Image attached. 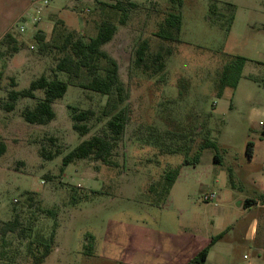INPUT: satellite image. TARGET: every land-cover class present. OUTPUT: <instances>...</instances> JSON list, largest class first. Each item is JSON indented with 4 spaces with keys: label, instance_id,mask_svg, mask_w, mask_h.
<instances>
[{
    "label": "rangeland",
    "instance_id": "rangeland-1",
    "mask_svg": "<svg viewBox=\"0 0 264 264\" xmlns=\"http://www.w3.org/2000/svg\"><path fill=\"white\" fill-rule=\"evenodd\" d=\"M56 1L50 0L51 5ZM19 2L0 0V17H8V8ZM97 2H61L58 13L47 8L35 35L50 42L60 19L89 41L106 14L97 9ZM132 2L136 7L129 11L126 25L115 18L117 33L102 48L118 63L128 93L126 130L111 166L93 159L62 166L64 156L81 141L106 130L108 118L101 115L106 96L72 82L65 97L54 103L56 118L47 125H32L22 117L26 107L43 97L42 91L36 92V99H19L13 111L6 110L11 90L28 88L42 75L55 76L60 54L42 46L35 35L10 32L15 20L0 21V143L6 145L0 156V264H35L29 244L53 233L52 253L42 264H186L202 247V239L229 225L211 264H264V253L258 257L244 240L248 221L242 220L245 215L256 218L264 233V210L237 209L240 197L256 195L248 184L254 186L263 173L264 0ZM232 6L235 19L228 30ZM172 11L182 16L178 43L155 36ZM7 33L15 42H5ZM143 41L149 44V57L170 51L157 75L135 63ZM14 46L17 53L10 52ZM239 56L247 62L237 87L226 86L219 94L225 66ZM56 76L68 81L64 73ZM71 108L96 113L87 122L88 135L73 129ZM208 133L220 148L221 164L213 162L212 149L203 151L204 166H197L186 163L184 153L162 154L155 139L149 140L162 135L173 149H192L193 157ZM250 141L256 144L253 163L246 153ZM230 169L235 171L233 183ZM170 170L178 172L177 181L166 194L162 182ZM92 190L104 195L73 203L74 194ZM206 192L216 193V200L203 201ZM15 220L18 229L3 235L2 228Z\"/></svg>",
    "mask_w": 264,
    "mask_h": 264
},
{
    "label": "trees",
    "instance_id": "trees-1",
    "mask_svg": "<svg viewBox=\"0 0 264 264\" xmlns=\"http://www.w3.org/2000/svg\"><path fill=\"white\" fill-rule=\"evenodd\" d=\"M97 4V9L100 7L102 10H106V14L97 27L96 35L91 37L89 41H84L75 32L69 31L64 21L60 19L55 23L50 42H45L44 36L40 34L35 35V40L41 43L42 46L45 48L53 47L60 54L55 66V76L50 79L42 75L40 78L33 80L28 88L11 90L8 94V103L5 107L7 111H13L19 99H36V92L42 91L43 97L38 99L33 107H26L22 112V117L25 122L32 125H47L56 118L53 104L65 97L72 82H77V86L82 89L107 97V103L101 112L102 117L108 118L106 130L101 135H94L81 141L73 150L65 155L62 160V166L65 168L76 161L87 159H93L101 162L103 165L111 166L113 152L124 135L128 121V93L123 82L120 80L118 63L102 48L111 42L117 33L115 18L119 17L118 22L120 25H126L129 11L136 7V4L132 0H115L113 4L98 1ZM234 11L235 8L232 6L233 14L229 20L228 30L235 19ZM181 29L182 16L180 13L172 11L164 19L155 36L163 42L178 43L181 37ZM4 40L10 44L11 42H15L10 33L6 34ZM148 50V42L143 41L135 52V63L145 73L152 71L153 74L157 75L164 70V59L166 56L171 55L170 51H167L166 54L161 51L149 57ZM18 51V46H14L10 50L12 53H17ZM246 62V58L239 56L231 64L225 66L221 74L219 94L226 86L237 87ZM151 64L153 65L152 68ZM58 72L66 74L68 81L59 79L56 76ZM71 110L73 129L83 137L88 135L90 128L87 122L92 120L96 116V113L93 110L82 111L77 108H71ZM167 133L168 135L172 134L173 137L175 136L172 132L168 131ZM262 134L264 136V130ZM152 138L155 139L154 146L159 148L162 154L184 153L186 155V163L198 165L201 154L207 149L214 151L213 159L215 163H222L220 148L215 141L210 139L209 133L199 144L193 157H190L192 149L188 147L173 149L172 146L164 141L162 135H157L155 138L151 136L149 140L152 141ZM5 152L6 145L0 143V156ZM246 153L249 159L253 158L254 143L252 141L247 143ZM51 158L52 156L49 157V159ZM177 173L175 170H170L163 177L162 186L164 193L168 194L176 180ZM230 177L232 180L231 175ZM151 189L154 190V186ZM90 194L85 193L82 196H79L77 193L74 194L72 196L73 203L77 204L80 201H88L91 197L104 195V192L102 190H92ZM261 201L264 202V196L261 197ZM49 213L53 215V211ZM18 225L19 222L17 220L15 222H8L2 228L3 235L15 232L18 229ZM223 236L224 233H220L212 237L207 246L197 253L187 264H205L210 249ZM54 241L55 233L48 239L39 237L35 243L31 242L29 244L35 264L44 263L52 253Z\"/></svg>",
    "mask_w": 264,
    "mask_h": 264
},
{
    "label": "crops",
    "instance_id": "crops-1",
    "mask_svg": "<svg viewBox=\"0 0 264 264\" xmlns=\"http://www.w3.org/2000/svg\"><path fill=\"white\" fill-rule=\"evenodd\" d=\"M32 1L33 0H20L19 3H16V4H18V6L15 5L13 8H12V6H11V8L10 7L8 8V10L10 9L9 16L8 17H0V21L1 22H8V21L16 20L20 15H22L23 13H25L28 10V8H29V6H30ZM94 1H96V0H76L75 2L87 4V3H93ZM98 1L103 2L104 0H98ZM61 2H67L69 4L75 3L74 0H57L55 2V5H51V3H50L48 8H50L51 12L52 11H56L58 13L59 12L58 11V6H59V3H61ZM53 107H54V104H53ZM255 149H256V144L254 143V155H255ZM254 161H255V157H253L251 159L252 163ZM213 162H214V159H213ZM222 162H223V159H222ZM197 166H204L201 158H200V162H199V164ZM207 166L209 167V169L211 171L213 170V168L209 164ZM262 170H263V173L260 174L257 177V179L254 181V186L251 185V184H248V187H251L250 189H253L252 191L255 190V192H256L255 194L256 195L253 196V194H251V195H244V196L240 197L239 200H238V203H237V209L238 210L245 209V211H251V208H253V207L259 208L261 210H264V202L261 201V197L264 196V162L262 163ZM234 172L235 171L230 169V175L232 176V183H233ZM237 172H238V174H240V170L237 171ZM176 181H175V183H176ZM174 184L172 185V188H173ZM212 193L215 195V198L212 201H205L204 197L209 195V194H212ZM169 196H170V193L167 196V199L169 198ZM204 197H203V201L212 203V202H214L216 200L217 195L214 192H206ZM253 201H255V203H253ZM223 213H224V211H222V213H220L219 215L221 216V214H223ZM249 218H250L249 215H245L242 218L243 221H248L247 222V226H246V231H245V234H244V240L245 241H249L253 245L252 248H250V249L254 253L258 254V257H261V253H264V233L260 234V223L257 221V219L253 218V219L249 220ZM213 222H215V221H213ZM231 228H232L231 225H229L228 227H226V229H224L223 231L220 232V233H224V236H223V238L221 240H219L218 242H216L212 246V248L209 251V254H208V257H207V260H206L205 264H211L213 253H214L213 252L214 249L229 234ZM220 233H218V234H216L214 236H217ZM214 236H212V237H214ZM212 237H210L209 239H202V241H201L202 244H203L202 247L200 249H198V251L187 261V263L195 255H197V253H199L205 246H207V244L210 242ZM244 259H247L246 255H244ZM248 264H253V262L249 261Z\"/></svg>",
    "mask_w": 264,
    "mask_h": 264
},
{
    "label": "built area",
    "instance_id": "built-area-1",
    "mask_svg": "<svg viewBox=\"0 0 264 264\" xmlns=\"http://www.w3.org/2000/svg\"><path fill=\"white\" fill-rule=\"evenodd\" d=\"M50 0H33L28 8V10L20 15L10 26V32H16L21 36L27 34H32L33 36L37 33V25L40 20H42V15L45 10L49 7ZM34 47L32 46L31 49ZM264 130V123H260ZM215 195L209 194L204 197L205 201H212Z\"/></svg>",
    "mask_w": 264,
    "mask_h": 264
}]
</instances>
